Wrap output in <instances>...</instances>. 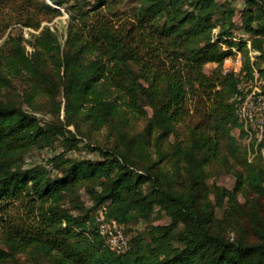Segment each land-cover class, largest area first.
Returning <instances> with one entry per match:
<instances>
[{
	"label": "trees",
	"instance_id": "trees-1",
	"mask_svg": "<svg viewBox=\"0 0 264 264\" xmlns=\"http://www.w3.org/2000/svg\"><path fill=\"white\" fill-rule=\"evenodd\" d=\"M50 1L68 3L64 34L43 25L27 40L29 51L22 34H7L0 53V86L25 74L33 82L28 102L39 92L57 115L41 123L20 105L0 100V262L19 264L16 254L29 252L48 264H264V224L260 240L248 243L211 229L205 206L194 205L204 165L219 155L220 134L232 141L230 130L242 125L234 110L237 81L221 70L222 58L232 52L223 44L240 49L249 69L246 42L232 38L236 29L243 31L254 51L252 64L264 75V0H245L239 26L234 8L219 0H133L123 11L111 6L114 0ZM6 7L34 28L60 14L44 0H0ZM207 63L216 64L210 73ZM147 107L157 153L150 166L165 157L160 140L187 123L185 143L174 145L176 161L188 162L187 189H173L169 179L163 183L150 168L139 169L129 156L134 136L121 131V148L113 150L79 135L78 122L99 128L127 113L144 117ZM56 137L60 151L43 162L24 161L28 150L51 147ZM72 150L92 155H70ZM248 179L263 190L264 167ZM83 185L91 206L81 199ZM212 192L218 205L236 197L219 185ZM102 205L107 217L125 226L154 211L169 221L150 224L146 234H128L129 248L118 254L94 221Z\"/></svg>",
	"mask_w": 264,
	"mask_h": 264
},
{
	"label": "rangeland",
	"instance_id": "rangeland-1",
	"mask_svg": "<svg viewBox=\"0 0 264 264\" xmlns=\"http://www.w3.org/2000/svg\"><path fill=\"white\" fill-rule=\"evenodd\" d=\"M219 1L228 3L234 8L233 16L239 26L241 24V11L245 7V0ZM133 4V0H114L111 2V6L119 11L127 10ZM60 6L61 8H58L60 14L53 16L49 20L43 19L38 28L21 24L14 17V11L7 7L4 9L0 8V53L6 48L4 40L7 34H13V36L22 34L25 49L28 51L32 47L27 40L31 38L32 33H37L43 25L57 28L58 34L62 36L65 32L69 16L66 10L68 3L65 2ZM103 9L104 7L101 6L100 10ZM111 13L107 9V15L110 16ZM111 16L115 18L117 15ZM88 18L91 19V13ZM78 24H80V20ZM215 66L216 64L214 63H207L204 65V70L210 73ZM9 79L10 83L7 86L4 84L0 86V100L20 105L26 111L34 113L41 123L57 120V115L52 112L49 99L41 93L35 91L33 99L30 103L28 102L30 85L33 82L25 74L18 73L10 76ZM146 109L148 114L144 117L127 113L126 117L118 116L113 123L105 124L99 128H92L86 121L78 122L79 135L86 138L92 144L119 150L123 139L121 131H124L126 137L134 136L135 140L131 144L135 143V145L129 150V156L139 169L146 170L150 168L163 183H165L166 179H169L170 186L173 189H187L191 182L187 171L188 162H177L174 148L177 140L185 143L187 136L185 125L187 123H177L175 125V133L160 140L165 157L158 164L150 166L153 160L156 159L157 153L155 150L156 144H154L155 133H149L146 127V121L148 116L151 115V109L149 107ZM59 119L63 120L62 109ZM68 127L75 131L73 125H69ZM229 134L234 136L235 139L230 141L226 134H220V149L217 159L204 165V174L201 176L203 183L199 187V196H197V202L194 205L198 209L205 206L204 211L201 210L205 212L206 222L214 231L221 232L230 238H239L252 243L260 240L259 228L264 224V181L262 182L263 190L258 189L253 186L248 176L249 174H253L255 170L264 167V142L256 143L251 139L243 124L241 127L231 129ZM61 145V138L56 137L54 145L51 147L28 150L24 155V161L31 163L43 162L53 153L60 151ZM81 153L75 152L73 155H81ZM69 154L71 155V153ZM97 183L95 184L97 185ZM215 185L223 186L229 191H235L236 197L231 200L232 195H228L224 197L221 205H218L214 192H212ZM87 186H90V184H87ZM85 187L83 185L80 189L81 198L85 195ZM168 221V216L154 211L148 220L129 222L126 226V231L131 236L137 232L146 234V230L150 224L163 225ZM16 255L19 264H48L46 259L40 256H33L29 252H20ZM0 264H14V262L7 258L0 262Z\"/></svg>",
	"mask_w": 264,
	"mask_h": 264
},
{
	"label": "built area",
	"instance_id": "built-area-1",
	"mask_svg": "<svg viewBox=\"0 0 264 264\" xmlns=\"http://www.w3.org/2000/svg\"><path fill=\"white\" fill-rule=\"evenodd\" d=\"M48 1L52 6L61 8L60 5ZM217 29L212 31V38H215ZM240 37L246 42L248 49L249 61L251 67L244 68L243 53L236 46H225L230 48L231 53L225 55L221 61V70L223 73H230L236 79V90L233 94L234 110L237 118L242 122L248 136L256 143L264 142V75L252 64L254 51L251 49L249 38L240 29H236L234 40ZM264 37V35H263ZM45 148V147H44ZM76 151L72 150L73 155ZM85 156H91L89 152H82ZM76 155V154H74ZM49 167L50 165L47 164ZM81 196V195H80ZM85 205L91 206L92 201L85 192L81 198ZM107 208L105 205L100 206L94 216V221L98 232L104 237L108 247L115 253H123L128 250L130 241L124 223L109 218L106 215Z\"/></svg>",
	"mask_w": 264,
	"mask_h": 264
}]
</instances>
